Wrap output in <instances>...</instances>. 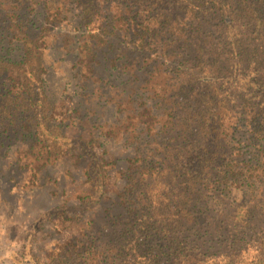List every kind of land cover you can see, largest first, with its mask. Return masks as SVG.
<instances>
[{
	"label": "trees",
	"instance_id": "1",
	"mask_svg": "<svg viewBox=\"0 0 264 264\" xmlns=\"http://www.w3.org/2000/svg\"><path fill=\"white\" fill-rule=\"evenodd\" d=\"M67 20L79 35L54 48L76 53L83 92L112 96L127 71L138 84L116 88L137 112L130 157L105 141L102 100L85 114L100 124L71 132L67 102L48 93L46 49ZM0 31L21 43L10 57L0 37V139L30 138L24 186H44L49 163L69 158L88 163L80 197L132 208L111 241L59 244L43 264H264V0H0ZM64 206L56 223L76 215Z\"/></svg>",
	"mask_w": 264,
	"mask_h": 264
},
{
	"label": "rangeland",
	"instance_id": "2",
	"mask_svg": "<svg viewBox=\"0 0 264 264\" xmlns=\"http://www.w3.org/2000/svg\"><path fill=\"white\" fill-rule=\"evenodd\" d=\"M73 23L74 21L67 20L56 24L53 28V33L60 37L55 38L53 34L50 45L46 49V64L49 65L48 93L55 102H67L73 116L68 129L71 132H79L82 124H90V126L100 124L92 123L90 116L85 114L87 109L90 110V106L99 110L98 102L102 100L101 105L105 106L102 121L112 122L113 125L112 139L108 138L112 140V143L109 140L105 141L115 155L130 157L135 149L130 144L124 145L123 137L133 136L132 131L136 121L134 115L137 112L127 107L129 99L120 94L116 88H126L125 84L128 83L131 75L127 71L128 73L120 75L117 81H113L114 76H112V96L101 99L100 94L87 95L83 92L77 75L76 53L67 54L64 50L58 52L54 48L56 42L66 45L69 38L79 35L74 30ZM0 33V37L6 38L5 43L12 41L11 55L8 56L18 57L21 53L18 45L21 43L11 40L8 31H0ZM120 53L122 51H113L112 60L121 58L122 56H118L122 55ZM125 55H127L125 59L119 63H124L128 57H131L129 51H125ZM88 84L91 85V89H98L100 86V83L94 80H89ZM120 84L123 85L117 86ZM137 85L132 81L127 87L132 89ZM107 86L110 87V85ZM29 142L30 138L24 139L21 134L0 139V264L51 263L49 259L53 255H59L57 249L59 244L68 243L72 245V248L77 245L76 249L81 253V248L88 243V240L93 239L98 247L117 237L129 218L132 208L122 199L114 201L115 197H112L111 207L108 206L111 202L106 197L101 202L91 201L85 196L80 197L81 193L88 189L81 178L82 173L87 169V162L75 165L69 158L54 159L43 172L46 179L44 186H24L30 172L27 176L25 175V170L18 166L17 158L26 157L21 150L26 149ZM148 149H150L149 146ZM25 161L26 159L20 166L24 167ZM127 163L120 162L122 165ZM112 175L116 176L115 169L112 170ZM114 182L116 178L112 180V184ZM113 192L115 188L112 185V195ZM62 206H64L63 209H73L76 215L69 217L65 222L56 223L55 217L51 218L49 214L62 211ZM41 222H44V228L38 230ZM219 233H213L216 241ZM254 254V251L249 253L250 257ZM84 262L86 261L83 256L78 257L76 261L71 260V264H92L90 260L87 261L88 263Z\"/></svg>",
	"mask_w": 264,
	"mask_h": 264
}]
</instances>
